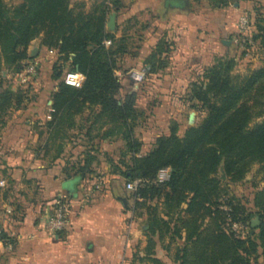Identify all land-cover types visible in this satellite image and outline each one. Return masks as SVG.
Wrapping results in <instances>:
<instances>
[{"label":"trees","instance_id":"trees-1","mask_svg":"<svg viewBox=\"0 0 264 264\" xmlns=\"http://www.w3.org/2000/svg\"><path fill=\"white\" fill-rule=\"evenodd\" d=\"M118 1L114 4L116 12ZM100 5L101 13L94 17L96 23H81L71 0H22L12 9L0 0V58L15 65L13 75L24 69L29 58L27 48L42 32L48 49L56 50L52 68H58L62 78L69 67L85 75L80 87L64 80L57 84L48 122L52 129L50 140L56 142L75 128L76 116L86 109L95 112L93 124L109 126L101 139L122 137L124 149L118 161H112V172L128 181L143 179L144 185L134 192L137 199L153 200L164 194L167 206L162 215H150V237L142 264H166L154 253L153 236L157 233L161 241L169 235L175 242L176 264H264V187L254 192V209L248 213L224 188L243 180L254 164L260 165L264 179V64L246 74L235 72L237 63L233 58L220 59L206 68L202 80L193 82L189 92L190 100L206 110L204 118L187 127L182 135L178 134L177 123H173L170 133L158 136L150 151L144 153L133 123L138 117L137 93L122 95L115 57L121 47L104 44L106 39L114 44L115 35L107 31L110 10L104 1ZM162 44L160 40L146 58V74L165 67ZM0 76L3 125L8 111L28 100L29 87L13 89L10 81ZM260 117L262 121L252 125ZM85 137H90L89 131ZM65 147L60 139L57 158ZM95 150L98 149L92 144L82 151V158L69 162L68 176L72 172L85 179L92 174ZM222 165L227 175L225 182L220 179ZM163 168H170L169 179L157 183ZM256 216L261 224L253 228L251 222ZM235 222L248 224L246 237L232 230L230 226ZM3 234L14 241L6 231Z\"/></svg>","mask_w":264,"mask_h":264},{"label":"crops","instance_id":"crops-1","mask_svg":"<svg viewBox=\"0 0 264 264\" xmlns=\"http://www.w3.org/2000/svg\"><path fill=\"white\" fill-rule=\"evenodd\" d=\"M81 1H85L86 8L90 10L103 0H71V7ZM222 1H118L119 9L117 12L114 10L115 29L110 31L107 27V31L126 38L124 43L120 42L121 50L115 55L122 95L135 92L138 102L142 91L139 86L143 82L136 83L128 71H145L143 63L158 42L165 38L174 40L170 65L165 70L149 73L153 75L150 79L152 87L143 95L158 97L163 102L156 111L157 116H153L156 118L154 129L158 128L159 118L180 114L185 108L183 103L180 107L171 104L182 98L183 95L179 94L181 87L184 90L189 87L193 68L198 64L200 67L208 64V60L222 54L223 44L226 50L234 45L231 39L222 37L224 32L232 30L224 25L229 19L223 8L230 4L229 0H224V4ZM130 40H140V47H135L134 52ZM224 40L230 41V45ZM208 44L211 49H208ZM48 50L38 48L35 51L33 57L41 62L40 72L29 86L27 106L14 111L0 134V229L15 241L12 250L0 248V264H126L125 198L121 196L117 173L111 171L110 160L104 162L103 155L99 154L101 150H108L110 156L123 142L121 139L110 140L111 137L96 143L85 140L82 151L91 148L92 144L98 149L93 152L97 157L92 167L102 170V185L97 186L99 174L96 172L85 179L72 172L68 176L66 167L71 160L65 162L64 153L57 158L56 147L60 139L56 142L50 140L52 129L48 122L52 118L53 93L58 88L57 83L47 76V71L42 70L52 68L53 56ZM94 118L95 112L86 109L76 116L77 126L68 132H79L80 136L86 135L87 131L90 135H102L108 126L93 124ZM156 132L154 139L150 130L140 137L144 153L158 136L169 134L170 128ZM2 180L6 181L5 185H1ZM56 198L71 202L70 225L59 234L48 232L43 224L45 213ZM8 206L13 209L11 213L6 211Z\"/></svg>","mask_w":264,"mask_h":264},{"label":"rangeland","instance_id":"rangeland-1","mask_svg":"<svg viewBox=\"0 0 264 264\" xmlns=\"http://www.w3.org/2000/svg\"><path fill=\"white\" fill-rule=\"evenodd\" d=\"M22 0H4L5 5L12 9L16 5L20 4ZM229 5L227 7L223 8L224 15H226L227 21L224 23V25L231 27L232 30H229L230 32H224L223 38H228L233 41V39L238 36V19L241 15H247L250 19V37L253 40V44H249L248 42L243 41V47L239 44L234 43V45L231 47L230 50H226L225 44H223L224 51L222 54L215 55V57L211 61H207L208 64H204L200 67V64L198 66H195L194 68V75L191 77V82L189 84V87L184 90V87L180 88V93L182 94V98H179V100H176L173 105L174 107H180V104H184L185 108L182 112H179L180 114L174 113L171 117H164L159 118L158 120L159 125L157 126L159 130L167 127H171L173 123H177L178 125V134L182 135L184 130L193 125H197L201 122V120L206 115V110L200 107V104H195L192 100H190L189 92L191 88V84L195 81H201L202 77L204 76V71L209 66L215 64L220 59H235L237 66L235 69L236 73L240 74H246L252 69L261 67L264 64V0H229ZM101 2L96 3L92 6L90 10L86 8V2L81 1L78 2L75 6V15L79 13L80 15V21L81 23L86 21H90L92 23H96L94 21V17L101 13L102 7ZM110 15V13H109ZM225 17V18H226ZM109 18V17H108ZM79 19V17L77 18ZM108 23V21H107ZM108 27V25H107ZM94 29V28H93ZM109 29V28H108ZM261 29V32L259 30ZM263 30V31H262ZM116 35V34H114ZM46 39V36L44 32L39 34L38 37H36L34 40L31 41L27 48V55L29 58H33L35 55V51L40 48L41 51L48 49V43H45L44 40ZM126 41V38L124 37H117L115 36L114 44H110V47H114L115 49L120 45L121 43H124ZM219 43V40L217 41ZM132 51L134 52L135 47H140V40H130ZM163 51H165L161 58H163L164 66L162 67V70H165L171 63V54L174 50V40L171 38H165L161 40ZM114 45V46H113ZM211 49V45L208 44V49ZM207 49V50H208ZM40 51V52H41ZM209 51V50H208ZM28 58V59H29ZM147 64V61L145 60L143 63V67L145 68ZM15 65H10L5 62L4 57L1 56L0 58V75L2 77H5L8 82L10 81V85L13 89H18L19 87H15V81L14 77L16 74L13 75V72L15 70ZM44 72L47 73L48 77H51L57 84L63 80L62 75L59 72L58 68H51L48 70L42 69ZM40 72V70H39ZM124 72H127L124 71ZM45 77V75H44ZM153 77L151 74H146L145 80L143 83L139 86V89L142 91L141 94L138 97V117L133 122L135 124V135L138 139L143 136L145 131H149L153 134L151 138H155L156 131H159L157 129H154V126H156V118L153 116H157V112L159 111L160 106H163V102L160 101L158 97L156 98H147L144 97V91L147 92L151 89L150 85V79ZM1 81V76H0ZM135 83L133 82L132 85ZM1 86V84H0ZM24 88V87H22ZM152 89H155L154 87ZM24 90V89H23ZM1 91V88H0ZM30 88H28L27 92V98L29 99L30 96ZM26 95V94H25ZM28 101H24L22 105L19 108L13 107L8 111L4 118L3 125H0V134L2 132V129L6 126L7 122L9 121L10 117L13 116L14 111L26 108ZM168 104V103H167ZM157 111V112H156ZM156 112V113H155ZM176 115V116H175ZM263 117L256 118L253 120L252 125L255 123H258L262 121ZM157 120V121H158ZM109 127V126H108ZM1 136V135H0ZM102 135L94 134L90 135L89 137L80 136L79 132H66L65 135L61 136V141H64L65 143L69 144L65 147L64 151V157L66 159L65 162H72L77 161L78 158H80L82 154V149L85 146V140H94V143L101 140ZM122 140L123 145L122 146H116L118 151L115 150L112 152L114 156H112V153L109 156V151L101 150L99 154L103 155V161L106 162V160H110L111 162V171H114V164L112 165V161H118L119 156L121 152L123 151L124 141L121 136L114 135L110 138V140ZM156 140V139H155ZM1 141V140H0ZM152 143V140H151ZM155 141L153 142L154 145ZM118 145V144H117ZM152 145V147H153ZM151 147V148H152ZM150 148V149H151ZM150 149L148 151H150ZM147 151V152H148ZM97 157V156H96ZM114 161V162H115ZM116 163V162H115ZM102 167L101 165H99ZM260 165L254 164L250 170V172L246 175V177L237 182H231L226 184L224 187L230 196H233L235 198L236 202H240L242 205L245 206L246 212L252 211L253 208V197L254 192L258 189H261L264 187V179H262V173L259 172ZM94 169V167H93ZM94 172L98 173L100 176L102 173V170H94ZM105 175V174H104ZM159 177V175H158ZM117 179H119V186L121 188L122 197L125 198V206H124V212L127 214L126 218V227H127V248L125 251L126 256V264H142V259L145 258V251L146 246L148 244V240L150 237L149 233V218L150 215L157 212L159 215H162L167 208L166 202H165V195L163 194L161 198H154L153 200H138L135 196L134 192L132 190H129L127 188L128 179H126L123 175L117 174ZM220 179L225 182L227 180V175L223 179L222 174L220 172ZM165 181V180H164ZM157 183L162 182L157 178ZM186 207V205H183ZM224 209L228 210V206H225ZM255 218V217H254ZM231 221V220H228ZM261 221V220H260ZM238 224H242L241 228H237L238 230H234L235 227H233V224L230 226L232 230L236 232L237 235L246 237V235L249 232L248 224L241 223V222H235ZM261 224V223H260ZM153 239L155 240V247H154V253L157 257L161 258L166 264H176L174 261V254H175V242H171L170 236L167 235L164 237V239L161 241L159 239L158 233L153 236Z\"/></svg>","mask_w":264,"mask_h":264},{"label":"built area","instance_id":"built-area-1","mask_svg":"<svg viewBox=\"0 0 264 264\" xmlns=\"http://www.w3.org/2000/svg\"><path fill=\"white\" fill-rule=\"evenodd\" d=\"M105 5L110 10V13L114 11V4L115 0H103ZM238 36H236L233 39V43L239 44L243 47V41L248 42L249 44H253V40L250 37V19L247 15H241L238 19ZM112 43L111 39H106L104 41V44L106 46H109ZM49 54L53 57L56 55V50L49 49ZM40 60L33 57L29 58L26 61V65L23 70L16 73L14 77L15 81V87H24L28 88L32 85V83L36 80L37 76L39 75L40 70ZM116 75L119 76V72L116 71ZM129 77L134 80L136 83H142L145 80L146 72L144 70H138V69H130L128 71ZM85 79V75L80 72L78 69H73L72 67H69V69L65 72L64 75V82L80 87ZM159 180L164 181L169 179L170 176V168H163L159 171ZM145 181L143 179L137 178L131 181H128L127 188L129 190H132L133 192L137 191V189L141 186H143ZM6 181L2 180L1 185H5ZM103 184L102 177L97 178V186H100ZM6 211L8 213H11L13 211L12 207L8 206L6 208ZM70 213H71V202L67 199L63 198H56L51 208L45 213L43 224L45 229L53 234H59L65 230L70 225ZM234 230H238L237 228H241L242 224L234 223L233 224ZM15 246V241L10 239L8 236H4L3 230L0 229V248H5L7 250H12Z\"/></svg>","mask_w":264,"mask_h":264},{"label":"water","instance_id":"water-1","mask_svg":"<svg viewBox=\"0 0 264 264\" xmlns=\"http://www.w3.org/2000/svg\"><path fill=\"white\" fill-rule=\"evenodd\" d=\"M115 24H116V12L112 11L109 15V18H108V28L110 31H113L115 29ZM227 43L228 45H230V41H226L224 40V43ZM220 172L222 174V178L224 179L226 177V172H225V169H224V166L222 165L220 167ZM261 221H260V218L259 216H256L255 218L252 219V222H251V225L253 228H256L260 225Z\"/></svg>","mask_w":264,"mask_h":264}]
</instances>
